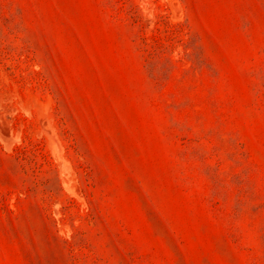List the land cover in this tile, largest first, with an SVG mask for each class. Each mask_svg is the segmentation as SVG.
Wrapping results in <instances>:
<instances>
[{"label":"rangeland","instance_id":"1","mask_svg":"<svg viewBox=\"0 0 264 264\" xmlns=\"http://www.w3.org/2000/svg\"><path fill=\"white\" fill-rule=\"evenodd\" d=\"M0 264H264V0H0Z\"/></svg>","mask_w":264,"mask_h":264}]
</instances>
